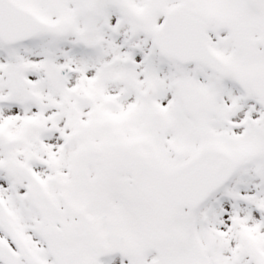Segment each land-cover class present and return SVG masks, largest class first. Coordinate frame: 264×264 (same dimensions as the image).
<instances>
[{
  "label": "snow or ice",
  "instance_id": "6c2138e0",
  "mask_svg": "<svg viewBox=\"0 0 264 264\" xmlns=\"http://www.w3.org/2000/svg\"><path fill=\"white\" fill-rule=\"evenodd\" d=\"M0 264H264V0H0Z\"/></svg>",
  "mask_w": 264,
  "mask_h": 264
}]
</instances>
